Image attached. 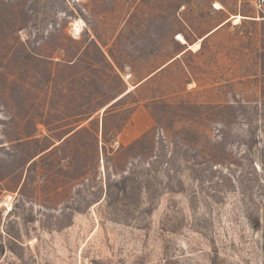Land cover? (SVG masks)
Masks as SVG:
<instances>
[{"label": "rangeland", "instance_id": "1", "mask_svg": "<svg viewBox=\"0 0 264 264\" xmlns=\"http://www.w3.org/2000/svg\"><path fill=\"white\" fill-rule=\"evenodd\" d=\"M3 1L0 264H264V5Z\"/></svg>", "mask_w": 264, "mask_h": 264}, {"label": "trees", "instance_id": "2", "mask_svg": "<svg viewBox=\"0 0 264 264\" xmlns=\"http://www.w3.org/2000/svg\"><path fill=\"white\" fill-rule=\"evenodd\" d=\"M0 5H1V7L3 8L4 6H6V3H5V1H3V0H0ZM27 16V15H26ZM23 19V23H20L19 25H15V24H13L12 22H11V24L9 25V27H8V29H4V27H5V25H6V22L5 21H2V22H0V34L2 33V35L4 36V34L5 33H7L8 34V32H10V33H15V31H18V30H20V29H22L23 27H24V25L26 24V19L25 18H22ZM264 21V20H263ZM264 62V61H263ZM117 102V101H116ZM115 102V103H116Z\"/></svg>", "mask_w": 264, "mask_h": 264}, {"label": "built area", "instance_id": "3", "mask_svg": "<svg viewBox=\"0 0 264 264\" xmlns=\"http://www.w3.org/2000/svg\"><path fill=\"white\" fill-rule=\"evenodd\" d=\"M258 6H263L264 5V0H257Z\"/></svg>", "mask_w": 264, "mask_h": 264}]
</instances>
